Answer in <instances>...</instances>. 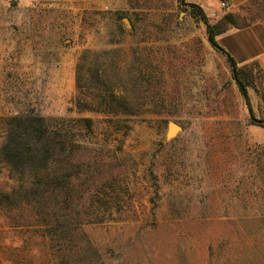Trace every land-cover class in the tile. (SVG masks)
I'll return each mask as SVG.
<instances>
[{"label":"rangeland","instance_id":"374dc122","mask_svg":"<svg viewBox=\"0 0 264 264\" xmlns=\"http://www.w3.org/2000/svg\"><path fill=\"white\" fill-rule=\"evenodd\" d=\"M219 1L216 12L199 6L210 24L227 13L264 19V0L233 11ZM183 2L0 0V141L14 115L71 121L80 215L102 219L84 231L95 246L123 244L107 264H264V128L253 121L264 120V74L243 65L253 80L244 96ZM102 53L109 81L95 85L88 69ZM108 89L112 99L96 96ZM106 104L142 114L92 110ZM169 122L181 129L172 139ZM17 183L0 165V186ZM5 230L0 252L16 246L36 256L19 264H55L37 234Z\"/></svg>","mask_w":264,"mask_h":264},{"label":"trees","instance_id":"16d2710c","mask_svg":"<svg viewBox=\"0 0 264 264\" xmlns=\"http://www.w3.org/2000/svg\"><path fill=\"white\" fill-rule=\"evenodd\" d=\"M186 5L190 7L192 16H199L204 21L209 44L226 56L239 90L246 96V86L253 85L249 67H238L218 46L216 38L231 28L248 27L255 21L245 18L239 21V16L227 13L216 23L210 24L198 5ZM95 56L88 74L89 82L96 85L101 84L103 79L109 81V77L105 72L99 74L105 69L108 54ZM137 72L135 79L138 77L140 82L139 70ZM22 85L25 86V82ZM27 89L24 88L28 93ZM109 90L96 96L102 100L106 97L112 99L113 91ZM92 110L107 114L122 111L130 115L142 114L140 108L119 109L107 104L104 108L98 106ZM253 121L264 128V120ZM70 122L35 115H14L2 120L0 165L7 177L18 183L10 189L0 186V226L7 229L6 234L10 230H28L37 234L36 237L43 239L46 244L49 259L51 249L55 264H107L112 259L119 261L123 244L101 248L95 246L84 231V224L100 223L102 219H89L80 215L83 207L80 199L85 184L82 146L76 143ZM76 122L81 123L88 132L92 131L90 119H78ZM26 178L29 180L28 185L24 183ZM19 250V247L9 246L7 251L0 252V264H13V261L19 264L25 260L35 262L36 256L31 250L22 253Z\"/></svg>","mask_w":264,"mask_h":264},{"label":"crops","instance_id":"0c3cea01","mask_svg":"<svg viewBox=\"0 0 264 264\" xmlns=\"http://www.w3.org/2000/svg\"><path fill=\"white\" fill-rule=\"evenodd\" d=\"M228 1L230 8H237L247 0ZM189 3L200 6L204 11L216 12L220 6H215L214 0H188ZM222 2V1H219ZM207 4H210L207 5ZM218 46L229 55L237 65L243 66L255 63L264 74V19L254 22L248 27L232 28L217 36Z\"/></svg>","mask_w":264,"mask_h":264},{"label":"water","instance_id":"95a60500","mask_svg":"<svg viewBox=\"0 0 264 264\" xmlns=\"http://www.w3.org/2000/svg\"><path fill=\"white\" fill-rule=\"evenodd\" d=\"M126 24L128 25V22L127 20H125ZM171 125H172V129L171 130H168V133H167V139H172L175 135H176V132L177 131H180V127L175 124L174 122H169Z\"/></svg>","mask_w":264,"mask_h":264},{"label":"built area","instance_id":"2783aa9c","mask_svg":"<svg viewBox=\"0 0 264 264\" xmlns=\"http://www.w3.org/2000/svg\"><path fill=\"white\" fill-rule=\"evenodd\" d=\"M228 6L227 2L226 1H222L221 2V7L222 8H226Z\"/></svg>","mask_w":264,"mask_h":264},{"label":"bare ground","instance_id":"6f19581e","mask_svg":"<svg viewBox=\"0 0 264 264\" xmlns=\"http://www.w3.org/2000/svg\"><path fill=\"white\" fill-rule=\"evenodd\" d=\"M170 129H172V125L170 124Z\"/></svg>","mask_w":264,"mask_h":264}]
</instances>
